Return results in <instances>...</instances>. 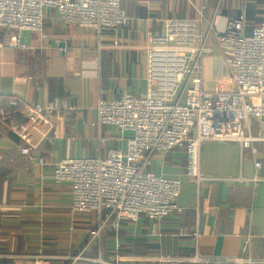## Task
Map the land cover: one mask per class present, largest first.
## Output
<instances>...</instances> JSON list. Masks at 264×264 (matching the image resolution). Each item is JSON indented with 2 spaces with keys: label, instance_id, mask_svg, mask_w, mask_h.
I'll return each instance as SVG.
<instances>
[{
  "label": "crops",
  "instance_id": "1",
  "mask_svg": "<svg viewBox=\"0 0 264 264\" xmlns=\"http://www.w3.org/2000/svg\"><path fill=\"white\" fill-rule=\"evenodd\" d=\"M120 2L129 24L102 32L67 24L55 8H45L41 32H20L28 49L14 47L16 31L0 27V107L13 120L24 122L26 107L32 104L67 98L76 106L54 114L53 131L31 156L21 153L17 134L0 120V259L15 264H49L53 259L71 264H196L171 259L197 251L204 256H240L247 239L248 254L264 258V129L256 123L253 148L244 149L235 141L202 144L200 171L211 179L201 183L186 174L184 149L156 154L148 168L180 179L177 201L183 210L161 221L145 215L137 220L112 218L91 242L99 214H74L71 185L53 180L54 163L63 158H104L111 150H126L132 133L96 124L97 104L127 92L146 94L149 33L164 30L158 18H193L203 6L201 31L208 33L211 49L202 59L203 86L216 91L235 84L211 25L213 17L221 15L224 24L244 13L245 32L250 34L264 8V0ZM11 99L19 100V106L11 107ZM39 157L48 164H38ZM240 175L257 179L233 180ZM40 251L50 260L39 263L34 256Z\"/></svg>",
  "mask_w": 264,
  "mask_h": 264
},
{
  "label": "built area",
  "instance_id": "2",
  "mask_svg": "<svg viewBox=\"0 0 264 264\" xmlns=\"http://www.w3.org/2000/svg\"><path fill=\"white\" fill-rule=\"evenodd\" d=\"M55 8L67 24L92 28L98 32L117 30L129 24L130 17L120 0H0V27L16 31L12 45L28 49L20 32H41L44 9ZM203 9V6H202ZM202 9L193 18H158L164 30L149 33L147 92L139 96L130 92L116 99H100L96 124H113L130 131L127 148L111 150L104 158L66 157L54 163L56 183L71 185L72 212H97L98 226L91 231V242L112 218L137 220L141 215L161 221L172 212H181L177 198L181 192L178 177L149 170L156 154L165 155L184 149L186 174L198 183L209 180L200 171V150L209 140L235 141L242 148H253L256 123L264 129V8L259 24L245 32L246 16L220 23L215 14L211 25L220 48L226 53L230 80L235 88L207 90L203 86L202 59L211 51L208 33L201 31ZM11 99L9 105L18 107ZM76 109L67 98H54L26 107V121L12 119L0 107L5 121L19 139L23 155L31 156L41 140L53 131V116ZM38 164H48L44 157ZM257 168L261 162L255 163ZM238 176L235 181L256 180ZM197 208V221L199 222ZM198 237V231L195 232ZM249 239H247V243ZM240 256L193 255L172 258L176 262L196 264H264L263 257L248 254V245ZM16 257V256H14ZM20 257V256H17ZM39 263L50 260L40 251Z\"/></svg>",
  "mask_w": 264,
  "mask_h": 264
},
{
  "label": "trees",
  "instance_id": "3",
  "mask_svg": "<svg viewBox=\"0 0 264 264\" xmlns=\"http://www.w3.org/2000/svg\"><path fill=\"white\" fill-rule=\"evenodd\" d=\"M71 260H61V259H53L50 260L49 264H71ZM0 264H15L14 261L7 258L0 259ZM74 264H100L97 262H85V261H76Z\"/></svg>",
  "mask_w": 264,
  "mask_h": 264
},
{
  "label": "rangeland",
  "instance_id": "4",
  "mask_svg": "<svg viewBox=\"0 0 264 264\" xmlns=\"http://www.w3.org/2000/svg\"><path fill=\"white\" fill-rule=\"evenodd\" d=\"M76 261H78V260H74V262H76Z\"/></svg>",
  "mask_w": 264,
  "mask_h": 264
}]
</instances>
